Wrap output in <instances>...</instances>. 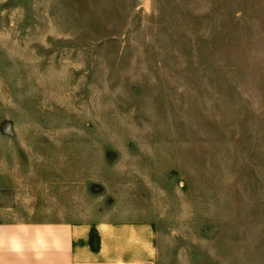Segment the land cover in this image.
Listing matches in <instances>:
<instances>
[{
    "label": "rangeland",
    "instance_id": "obj_1",
    "mask_svg": "<svg viewBox=\"0 0 264 264\" xmlns=\"http://www.w3.org/2000/svg\"><path fill=\"white\" fill-rule=\"evenodd\" d=\"M0 178L19 220L264 264V0H0Z\"/></svg>",
    "mask_w": 264,
    "mask_h": 264
},
{
    "label": "crops",
    "instance_id": "obj_2",
    "mask_svg": "<svg viewBox=\"0 0 264 264\" xmlns=\"http://www.w3.org/2000/svg\"><path fill=\"white\" fill-rule=\"evenodd\" d=\"M0 178V264H156L154 228L148 223L92 227L68 221H25L5 205Z\"/></svg>",
    "mask_w": 264,
    "mask_h": 264
}]
</instances>
